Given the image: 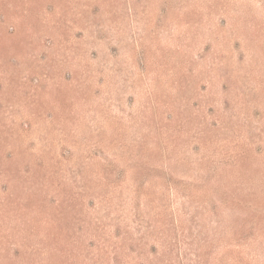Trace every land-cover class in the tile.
<instances>
[{
    "label": "rangeland",
    "instance_id": "rangeland-1",
    "mask_svg": "<svg viewBox=\"0 0 264 264\" xmlns=\"http://www.w3.org/2000/svg\"><path fill=\"white\" fill-rule=\"evenodd\" d=\"M0 264H264V0H0Z\"/></svg>",
    "mask_w": 264,
    "mask_h": 264
}]
</instances>
